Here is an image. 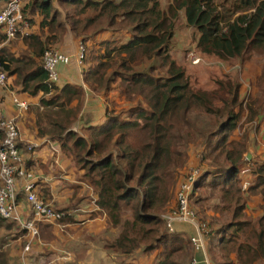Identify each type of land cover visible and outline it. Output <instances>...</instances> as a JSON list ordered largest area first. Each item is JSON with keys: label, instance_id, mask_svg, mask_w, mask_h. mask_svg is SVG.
Listing matches in <instances>:
<instances>
[{"label": "trees", "instance_id": "1", "mask_svg": "<svg viewBox=\"0 0 264 264\" xmlns=\"http://www.w3.org/2000/svg\"><path fill=\"white\" fill-rule=\"evenodd\" d=\"M54 2H23L24 22L38 31L7 41L1 28L0 43H7L0 61L13 78L15 95L39 98L43 110H31L39 137H51L72 158L77 180L92 189L107 225L121 228L109 248L127 256L142 248L145 257L154 256L152 264H192V229L170 233L165 216L177 210L176 187L186 178L192 157L200 154L194 166L204 173L190 208L207 226L210 264H264V160L245 158L251 129L238 133L245 111L244 123L264 117V63L257 95L246 102L241 83L229 75L217 80L213 91L198 88L170 51L183 11L187 25L197 31L194 43L201 59L247 65L255 54H264V0L227 1L230 6L181 0L166 8L161 0H58V7ZM68 33L86 50L82 81L105 105L102 122L80 126L78 132L74 128L85 102L81 79L50 83L42 67L45 51L55 49ZM205 117L216 121L215 128L198 127ZM18 149L23 154L21 142ZM246 166L253 177L247 190ZM251 194L261 198L255 219L247 214ZM23 199L19 193V204ZM68 217L61 223L71 221ZM0 221L20 227L17 236L26 233L22 242L15 240L19 264L56 254L40 244L57 239L42 233L46 224H37L40 234L24 251L28 232L15 221ZM0 264H9L1 251Z\"/></svg>", "mask_w": 264, "mask_h": 264}, {"label": "crops", "instance_id": "2", "mask_svg": "<svg viewBox=\"0 0 264 264\" xmlns=\"http://www.w3.org/2000/svg\"><path fill=\"white\" fill-rule=\"evenodd\" d=\"M54 4L58 7V0H55ZM35 31H38L37 27L35 26L32 28L28 23V28L22 33V35L30 36V34ZM6 43L7 42L0 43V47L2 48ZM78 45L79 42L77 41V39H75V37L71 33H68L63 41L55 47V49L60 50L67 55L74 56L77 52ZM25 48V46H22L20 48V51L25 50ZM249 64L250 63H248V65ZM251 64L255 63L252 61ZM59 74L60 82L64 83H75L77 82V79H81L79 82L83 86L85 92V102L83 110L81 112L79 127L74 128V130L78 132L80 126H94L100 124L104 117L105 105L102 98L96 94H93L86 86V84L82 81L81 68L77 65V63L73 60L72 63H70V65L68 66H60ZM12 81L13 78L9 79L8 83L11 82L12 85ZM12 93L15 92L10 88H8V90L0 89V104L8 117H14L17 115V112L12 103ZM16 96H18L20 100L25 101L29 105L28 111H25L20 116H18V124L21 134V144L24 147V158L26 159V163L30 167H28V169L40 175L41 177V179L36 183L37 193L40 197L46 199L48 202H51L54 207L59 209H68V213H66V215L70 217H68L67 219L71 220L61 223L60 226L46 224L43 228V234L51 237L55 235L57 239L50 243H45L43 240H40V244L44 248L49 246L54 251H56V254L51 255L50 257L29 258L25 263L76 264L77 261H75V258L73 259V261H70L71 256H74L70 253V244L73 243V241L75 242L76 239L81 238V232L85 231L84 227H80L81 225H78L74 228L72 227L73 225L78 224V222L79 224H81V221H77L76 217V214L80 212L78 208L82 205L79 193L83 189H85V187H88L91 191L92 189L89 186L83 185L76 178H74V180L67 179L65 176V171H60L57 166L59 165L58 162L64 161L65 159H69L70 162H73L72 158L62 153L57 142L51 139V137H39L38 128L35 125V114L31 112L32 108L34 107H39L40 110H43V107L40 106L39 98L26 99L18 94H16ZM246 117L247 111H245V113L243 114V119L240 124L244 123ZM248 126H253L252 128L249 127V129H251V140L250 142H248L250 144V149L254 152L255 155L252 160L261 162L264 160V117H260V119H257V121H254L252 123H247L245 130L248 128ZM245 130L242 128L241 130H238V133L242 134ZM28 144H36L38 145V147L33 148V151H29ZM195 162L197 163V158H195L194 156L192 157L190 163L194 166L196 165ZM50 163H52L55 167L51 168ZM247 171H250L249 166H246L243 172V187L246 190L252 185L253 181L251 171L249 179H245ZM75 180L78 184L74 185ZM18 190L21 194H24L22 192V181L18 182ZM82 198H86V196ZM91 198V204L87 205L88 213L93 214L92 218H89L88 216L87 218L88 220L94 222L100 221L103 223H89L92 225L91 228L89 224L86 225V241L90 243L91 246L89 247L93 250V252L91 253L87 252L86 250V264H116V262L114 261V256L116 255L122 256V264H152L154 256H152L151 258L145 257L142 248L138 249L135 253L129 256L120 254L109 248V244L116 239L121 231V228L109 227L106 223L105 214L102 213L96 205L93 191ZM260 204L261 198L259 196L252 194L249 195L247 214L250 219H255L258 216L260 211ZM19 208L21 215L25 218V220H29L32 218L25 195L24 199L19 204ZM84 213L86 214V211H84ZM185 225L186 224L176 223L175 230L186 229ZM77 229H80V231H77ZM192 232L195 235V230L193 228ZM70 233L73 236H70ZM88 233L90 234L87 235ZM108 233L114 235L108 238ZM34 243L35 242L33 240L32 244ZM194 260H196L198 264H210L209 256L206 250L201 252L194 251L192 264Z\"/></svg>", "mask_w": 264, "mask_h": 264}, {"label": "built area", "instance_id": "3", "mask_svg": "<svg viewBox=\"0 0 264 264\" xmlns=\"http://www.w3.org/2000/svg\"><path fill=\"white\" fill-rule=\"evenodd\" d=\"M22 0H9L1 6L0 29L4 28L7 33V41L14 39L17 33H23L28 28L24 22L22 13ZM1 49V47H0ZM86 50L81 43L78 45L74 56L67 55L57 49L46 50L43 56L42 67L48 74V82L57 83L60 79L58 67L69 65L74 60L79 67L82 66ZM193 64L201 62V58L193 53L190 56ZM9 75L4 70L0 61V89L8 90ZM12 103L17 112L14 117H8L0 104V217L5 220L15 221L28 233V243L24 251L30 250V244L39 236L38 223L61 225L66 214L53 206L51 202L40 197L37 193L36 183L41 179L40 175L29 170L24 161V155L18 149L21 142L18 116L28 111L29 105L12 93ZM36 144H28V150L37 148ZM204 173L199 166L191 167L186 178L180 182L176 191L177 210L165 216L166 227L170 233L175 232V224H189L195 229L192 237L194 249L197 252L206 250L205 234L207 226L200 224L195 212L190 208V197L197 180ZM22 181V192L26 197L32 218L25 220L21 215L18 201V182ZM193 264H198L196 260Z\"/></svg>", "mask_w": 264, "mask_h": 264}, {"label": "rangeland", "instance_id": "4", "mask_svg": "<svg viewBox=\"0 0 264 264\" xmlns=\"http://www.w3.org/2000/svg\"><path fill=\"white\" fill-rule=\"evenodd\" d=\"M26 0H22L25 2ZM163 7H168L170 5L177 6V3L181 0H161ZM227 1L231 0H216L217 5H224L228 4ZM229 5V4H228ZM3 6V4H0V8ZM230 6V5H229ZM219 7V6H218ZM222 11L224 9L220 6L219 7ZM197 31L194 28H190L187 25L186 18L183 11H180L179 19L176 22L175 26V36L172 41V45L170 48L172 57L178 61L180 65H182L184 68H187L186 71L191 78V81L193 84H195L198 88H201L205 91H213L217 86L216 82L217 80L224 79L225 75H229L233 79L237 80L242 85V97L245 99L246 102H249L250 97L257 95V88L256 85L259 79H261V66L264 63V54L261 52V54H255L253 57V62L255 64L248 65H241V64H233V65H227L223 62H220L216 58H204L201 59V62L197 65H193L190 56L191 53H196V47L194 40H196ZM197 54V53H196ZM150 63L146 62L144 67H148ZM59 71V70H58ZM225 74V75H224ZM260 81V80H259ZM11 82L8 83V87L10 88ZM212 128H215L216 121L212 117H205V121H198V127L200 129L206 128L208 125ZM247 123H243L241 125V128L245 130ZM253 127V126H248ZM197 156V157H196ZM195 158H197V163L200 164V154L195 155ZM54 163V162H52ZM50 163V167L54 168L53 164ZM59 165L57 166L60 171H65V176L67 179H73L76 178L75 175V166L74 163L69 159H65L64 161L58 162ZM188 168L192 167L191 163ZM187 168V169H188ZM188 171V170H187ZM186 171V172H187ZM250 175V171L246 172L245 179L248 180ZM77 179V178H76ZM179 183V182H178ZM78 184L75 180L74 185ZM178 187V186H177ZM176 187V191H177ZM175 191V193H176ZM82 201V205L78 208L80 211L76 214L77 221H81V224L73 225L72 227H77L78 225H81L80 227H84L85 231L81 232V238L76 239L75 242L70 244L71 251L70 253L71 260L75 258V261H77L76 264H86V250L87 252H93V250L89 247L91 246L88 241H86V225L91 223H99L100 221H91L88 220L87 216L89 218H92L93 213H88V205L92 202V191L85 187L80 193H79ZM86 198H82L85 197ZM176 196V195H175ZM175 198V197H174ZM89 200V201H88ZM56 208V207H55ZM58 209V208H57ZM86 211V214L84 213ZM66 214V212H64ZM129 217V216H127ZM90 221V222H88ZM103 223V222H100ZM90 225V228L92 225ZM8 225V226H7ZM192 226L185 225V228L187 230L192 229ZM66 228V226H65ZM89 229V228H88ZM22 229L20 227H17L16 225H12L8 222L1 223L0 221V251L6 254V259L8 260L9 264H19L20 257L17 256L19 253V248L14 247L16 241L21 240L20 238L25 237V234H19L21 236H17V233H20ZM77 231H80V229H77ZM89 231V230H88ZM88 233L87 235H89ZM16 235V236H15ZM114 234H107L108 238L112 237ZM70 236H73L70 233ZM14 237H17L16 239H13ZM78 237V236H77ZM16 240V241H15ZM88 240V239H87ZM22 242V241H19ZM92 243V242H91ZM15 249V250H14ZM197 252V251H196ZM122 256H114V261L116 264H122Z\"/></svg>", "mask_w": 264, "mask_h": 264}, {"label": "water", "instance_id": "5", "mask_svg": "<svg viewBox=\"0 0 264 264\" xmlns=\"http://www.w3.org/2000/svg\"><path fill=\"white\" fill-rule=\"evenodd\" d=\"M9 0H0V4L1 3H5V2H8ZM254 152L250 149V144L247 143V146H246V153H245V158L248 160V161H251L253 158H254Z\"/></svg>", "mask_w": 264, "mask_h": 264}, {"label": "clouds", "instance_id": "6", "mask_svg": "<svg viewBox=\"0 0 264 264\" xmlns=\"http://www.w3.org/2000/svg\"><path fill=\"white\" fill-rule=\"evenodd\" d=\"M2 4H4V3H2Z\"/></svg>", "mask_w": 264, "mask_h": 264}]
</instances>
